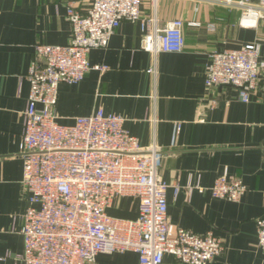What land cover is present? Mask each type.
Instances as JSON below:
<instances>
[{
	"label": "crops",
	"instance_id": "0c3cea01",
	"mask_svg": "<svg viewBox=\"0 0 264 264\" xmlns=\"http://www.w3.org/2000/svg\"><path fill=\"white\" fill-rule=\"evenodd\" d=\"M67 1L0 0V264H22L26 203L19 144L30 92L26 76L36 44L71 41ZM141 13L160 24L182 20L183 51L146 52L140 24L123 22L107 48L88 54L91 66L107 70L92 69L78 84L59 85L58 122L71 125L100 109L123 117L141 146L155 144L160 150L158 174L173 185L170 221L224 241L223 253L208 264H264L256 227L264 218V69L248 102L232 86L205 84L214 52L257 42L264 60V19L256 28H245L239 10L205 0H143ZM225 172L246 186L238 202L211 196L210 188ZM108 214L136 219L137 201L119 198ZM95 264L140 263L136 253L126 252L99 254ZM162 264L184 263L165 256Z\"/></svg>",
	"mask_w": 264,
	"mask_h": 264
},
{
	"label": "built area",
	"instance_id": "2783aa9c",
	"mask_svg": "<svg viewBox=\"0 0 264 264\" xmlns=\"http://www.w3.org/2000/svg\"><path fill=\"white\" fill-rule=\"evenodd\" d=\"M240 11V25L256 28L264 19V0H205ZM143 0H68L72 38L66 45L34 46L26 76L30 92L19 144L23 159L21 186L26 208L21 233L22 264H95L99 254L134 252L140 264H162L173 256L184 264H208L219 257L224 241L209 232L198 235L170 221L168 191L158 174L160 150L141 146L116 114L77 117L58 122L55 107L61 83L78 84L92 69L88 54L104 49L120 25L139 23L142 48L151 54L179 53L185 46L184 22L160 24L142 16ZM197 25L196 22H191ZM264 69L261 45L214 52L207 67L208 88L232 86L248 102ZM181 125H176L177 133ZM178 192V186H175ZM215 199L238 202L246 186L227 172L210 188ZM119 198L137 201L133 220L110 216ZM257 243L264 250V218L256 220Z\"/></svg>",
	"mask_w": 264,
	"mask_h": 264
}]
</instances>
